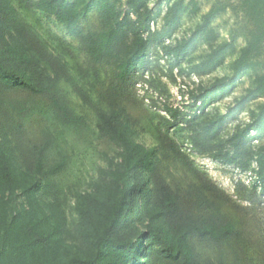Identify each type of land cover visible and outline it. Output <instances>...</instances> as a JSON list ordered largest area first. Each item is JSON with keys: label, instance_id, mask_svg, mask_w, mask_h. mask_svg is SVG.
<instances>
[{"label": "trees", "instance_id": "trees-1", "mask_svg": "<svg viewBox=\"0 0 264 264\" xmlns=\"http://www.w3.org/2000/svg\"><path fill=\"white\" fill-rule=\"evenodd\" d=\"M27 1L30 7L63 23L80 40L94 67L112 65V72L103 83L107 87L104 96L112 98L116 107L107 111L95 105V110L100 131L121 150L117 158L108 155V168L101 170L100 178L92 181L89 189L75 193L78 222L75 231L70 230L60 199L40 198L42 181L48 172L45 157L51 138L38 139L29 134L26 108L15 103L14 94L23 91L42 95L55 112L70 119L56 84L72 78L67 66L45 47L13 8L11 0H0V130L6 137L9 131L4 126L13 132L23 161L17 165L13 151L0 143V264H149L157 257L165 264H206L197 241L211 239L223 245L237 233V228L231 221L220 219V205H241L198 167L167 131L157 130V149L136 140L134 127L139 121L131 120L127 105L134 97L131 85L146 64L149 41L144 35H137L133 47L125 42L128 30L124 27L130 23V13L123 20L113 19L108 27L93 31L86 30L81 22L89 17L94 3H101V8L109 13L114 8L112 0ZM127 2L130 11L146 9L147 20L155 18L146 0ZM240 4L255 30L234 64V75L217 79L201 97H196L204 100L199 109L204 110L208 101L218 94L224 96L236 85L245 69L253 65L252 57L264 42V0H240ZM208 25L209 17L199 26L200 31L203 33ZM208 32L215 38L212 30ZM223 50V45L213 50L205 61L207 68L222 63ZM41 62L46 64L45 72L50 68L54 73L46 77L47 83L41 81ZM258 94H264V75L257 78L256 86L247 91L239 105L243 107ZM166 110L174 118L179 115L177 108ZM194 120L195 117L191 121ZM256 122L264 123V104ZM191 138L196 149L209 148L198 131H193ZM213 156L235 163L240 152ZM257 163L264 191V148L257 152ZM62 164L51 170H59ZM241 188L245 189L240 186L239 194L256 199V187L248 190L249 195ZM19 196L23 201L16 203ZM136 218L147 221L146 231H138Z\"/></svg>", "mask_w": 264, "mask_h": 264}, {"label": "rangeland", "instance_id": "rangeland-1", "mask_svg": "<svg viewBox=\"0 0 264 264\" xmlns=\"http://www.w3.org/2000/svg\"><path fill=\"white\" fill-rule=\"evenodd\" d=\"M127 1L112 0L114 8L109 13L101 8V3H94L89 17L81 24L86 30L100 31L113 19L123 20L130 13V23L124 27L128 30L125 42L133 47L137 35H144L149 41L146 64L131 85L134 97L127 105L131 120L138 119L142 125L134 127L136 140L157 149V130L167 131L195 164L241 205L236 208L224 201L220 205V219L231 221L237 228V233L229 236L223 245L211 239L197 241L206 264H264V191L257 173V152L264 148V123L256 122L264 94L249 99L243 107L239 105L247 91L256 86L257 78L264 75V42L259 53L252 57L253 65L245 69L236 85L224 96L218 94L216 99L208 101L202 110L199 107L204 100L196 97H201L217 79L234 75V64L255 30L240 0H146L147 8L155 16L150 21L146 9L130 11ZM27 2L11 0V5L45 47L67 66L72 79L58 81L56 91L71 118L55 112L42 95L20 91L14 94V99L26 108L29 134L38 139L51 138L45 157L48 172L42 181L40 198L48 201L58 197L66 214V226L75 231L78 222L75 193L89 189L90 183L100 178L101 170L108 168V155L117 158L121 150L110 136L100 131L95 110V105L107 111L116 107L112 98L104 96L107 87L103 85L113 67L108 63L94 67L80 40L63 23ZM207 17L208 29L202 33L199 26ZM220 45L224 47L222 63L207 68L205 61ZM45 67L41 62L39 71L44 76L41 81L47 83L46 77L54 73L50 68L45 72ZM166 107L177 108L178 117H172ZM4 128L9 133L6 137L0 130V143L13 151L16 164L20 165L23 161L19 143L8 126ZM193 131H198L212 149H196L191 138ZM236 150L240 156L235 163L213 156L232 155ZM60 162L63 164L59 170H51ZM144 183H148L147 179ZM240 186L245 187L241 191L248 195V190L256 187V199L249 200L239 194ZM22 201L23 197L19 196L16 203ZM135 223L140 233L147 230V221L136 218ZM149 264L165 263L157 257Z\"/></svg>", "mask_w": 264, "mask_h": 264}]
</instances>
